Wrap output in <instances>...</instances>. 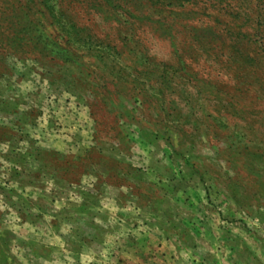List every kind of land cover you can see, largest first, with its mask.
I'll use <instances>...</instances> for the list:
<instances>
[{
    "label": "rangeland",
    "instance_id": "obj_1",
    "mask_svg": "<svg viewBox=\"0 0 264 264\" xmlns=\"http://www.w3.org/2000/svg\"><path fill=\"white\" fill-rule=\"evenodd\" d=\"M0 13V264H264V0Z\"/></svg>",
    "mask_w": 264,
    "mask_h": 264
},
{
    "label": "trees",
    "instance_id": "obj_2",
    "mask_svg": "<svg viewBox=\"0 0 264 264\" xmlns=\"http://www.w3.org/2000/svg\"><path fill=\"white\" fill-rule=\"evenodd\" d=\"M17 17V16H16ZM19 17V16H18ZM17 19V18H16ZM15 24V26H12ZM19 22H13L8 20L7 17L2 16L0 13V42H5L8 45H25L26 34L24 29L18 28ZM11 34V35H9Z\"/></svg>",
    "mask_w": 264,
    "mask_h": 264
}]
</instances>
